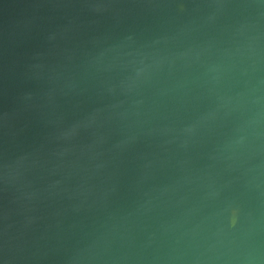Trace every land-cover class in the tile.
<instances>
[{
  "label": "water",
  "instance_id": "obj_1",
  "mask_svg": "<svg viewBox=\"0 0 264 264\" xmlns=\"http://www.w3.org/2000/svg\"><path fill=\"white\" fill-rule=\"evenodd\" d=\"M0 264H264V0H0Z\"/></svg>",
  "mask_w": 264,
  "mask_h": 264
}]
</instances>
